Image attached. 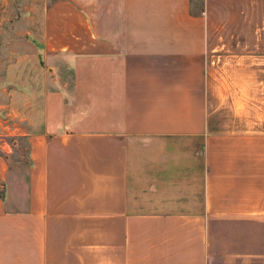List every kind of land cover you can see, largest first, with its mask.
I'll return each mask as SVG.
<instances>
[{
  "label": "crops",
  "instance_id": "crops-1",
  "mask_svg": "<svg viewBox=\"0 0 264 264\" xmlns=\"http://www.w3.org/2000/svg\"><path fill=\"white\" fill-rule=\"evenodd\" d=\"M39 2L0 63V264H264V0Z\"/></svg>",
  "mask_w": 264,
  "mask_h": 264
},
{
  "label": "rangeland",
  "instance_id": "rangeland-1",
  "mask_svg": "<svg viewBox=\"0 0 264 264\" xmlns=\"http://www.w3.org/2000/svg\"><path fill=\"white\" fill-rule=\"evenodd\" d=\"M3 7H9V20L5 29L2 32V38L0 40V63L5 67L9 64L11 58L13 59V54L9 51L15 46L17 42L16 34L24 33L26 28V23L24 21L25 17L32 14L34 16L40 15L44 9L43 5L39 0H2ZM50 1V0H49ZM52 1V0H51ZM16 37V38H15ZM3 73H1V78H3Z\"/></svg>",
  "mask_w": 264,
  "mask_h": 264
}]
</instances>
